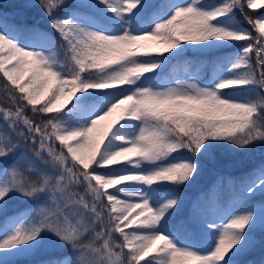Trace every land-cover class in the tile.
<instances>
[{"label":"snow or ice","instance_id":"1","mask_svg":"<svg viewBox=\"0 0 264 264\" xmlns=\"http://www.w3.org/2000/svg\"><path fill=\"white\" fill-rule=\"evenodd\" d=\"M37 5L0 12V264H264V151L218 159L264 147V0Z\"/></svg>","mask_w":264,"mask_h":264},{"label":"trees","instance_id":"2","mask_svg":"<svg viewBox=\"0 0 264 264\" xmlns=\"http://www.w3.org/2000/svg\"><path fill=\"white\" fill-rule=\"evenodd\" d=\"M33 5H36V0H31ZM25 3V0H0V12H2L7 18L9 23H24L35 24L41 30L45 32H51V28L48 24L47 19L41 13L38 5L32 8H21L20 6ZM256 11H260L257 9ZM19 13V14H17ZM242 20V17H241ZM245 27L248 25L245 23ZM53 35H55L53 33ZM188 59L194 61L190 68V71L195 72L197 67L200 68V76L202 79H211L213 76V67L207 62V57L197 56L192 52L186 53L185 57L173 60L166 72L165 76L171 78L173 75V67L180 66V70L176 73L177 75L183 76V60ZM2 76V73H0ZM249 99H255V92L245 93ZM264 151V147L257 148L254 153H229L226 150H220L218 153V159H220L225 165V171L233 176H239L247 169L251 168L255 163L260 160V153ZM216 174V170L212 168H207L202 175L197 179V181L188 186L181 187L180 190L184 193L186 201L191 202L197 197L203 190H205L209 184L213 181ZM225 202L228 201L229 189L225 188L221 194ZM16 202H13L15 204ZM22 207V205H21ZM0 227H2V221H0ZM259 255V251L256 253ZM36 259H39L37 257Z\"/></svg>","mask_w":264,"mask_h":264}]
</instances>
